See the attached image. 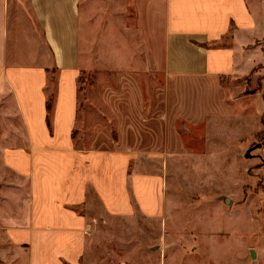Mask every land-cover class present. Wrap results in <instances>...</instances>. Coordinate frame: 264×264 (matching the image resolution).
Returning <instances> with one entry per match:
<instances>
[{"label":"crops","instance_id":"1","mask_svg":"<svg viewBox=\"0 0 264 264\" xmlns=\"http://www.w3.org/2000/svg\"><path fill=\"white\" fill-rule=\"evenodd\" d=\"M117 5L118 149L98 145L104 122L79 148L80 75L107 68L88 57L106 29L91 7ZM259 68L264 0H0L4 241L26 264H82L93 225H185L168 217V183L234 177L235 134L264 112L245 92Z\"/></svg>","mask_w":264,"mask_h":264},{"label":"rangeland","instance_id":"2","mask_svg":"<svg viewBox=\"0 0 264 264\" xmlns=\"http://www.w3.org/2000/svg\"><path fill=\"white\" fill-rule=\"evenodd\" d=\"M91 10L106 17L102 25L106 29L100 38L92 33L96 44L91 49L100 50V54L88 57L107 62V68L95 65L80 75L76 146L88 148L93 137L90 125L104 122L107 133L95 135L98 145L114 150L118 149L113 118V110L118 111V5ZM92 16L93 27L97 16ZM257 71L261 72L258 84L250 91L248 78L245 92L253 95L260 91L264 104V68ZM100 95L110 99V109ZM247 122L240 135L235 134L240 149L234 152L232 179L222 174L210 181L204 176L196 182L168 183V217L172 223L183 220L185 225H162L161 219L155 225L142 221L120 225L118 219L100 222L93 225L90 251L82 264H118L124 257L134 259L133 264H264V175L260 172L264 163V112ZM200 218L203 225H194ZM1 227L0 264H26L25 256L4 241Z\"/></svg>","mask_w":264,"mask_h":264},{"label":"trees","instance_id":"3","mask_svg":"<svg viewBox=\"0 0 264 264\" xmlns=\"http://www.w3.org/2000/svg\"><path fill=\"white\" fill-rule=\"evenodd\" d=\"M47 112H48V114H49V112H50V105L48 104V106H47Z\"/></svg>","mask_w":264,"mask_h":264}]
</instances>
